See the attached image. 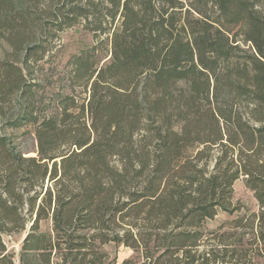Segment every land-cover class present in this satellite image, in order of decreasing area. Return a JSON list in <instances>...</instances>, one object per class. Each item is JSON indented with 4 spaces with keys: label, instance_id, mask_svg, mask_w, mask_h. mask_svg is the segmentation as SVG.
Instances as JSON below:
<instances>
[{
    "label": "trees",
    "instance_id": "obj_1",
    "mask_svg": "<svg viewBox=\"0 0 264 264\" xmlns=\"http://www.w3.org/2000/svg\"><path fill=\"white\" fill-rule=\"evenodd\" d=\"M81 21L108 58L75 54L88 100L40 111L30 67ZM0 39V117L37 139L27 156L0 128V264L19 233L21 264H105L109 242L156 243L169 264L264 257V0H0ZM242 176L259 210L201 250L207 220L246 208Z\"/></svg>",
    "mask_w": 264,
    "mask_h": 264
},
{
    "label": "rangeland",
    "instance_id": "obj_2",
    "mask_svg": "<svg viewBox=\"0 0 264 264\" xmlns=\"http://www.w3.org/2000/svg\"><path fill=\"white\" fill-rule=\"evenodd\" d=\"M48 50L43 60L35 63L30 67V81L34 84L36 90V99L40 111L51 112L55 110L57 101L65 94H73L77 100H88L89 90L86 91L80 83H72L70 77L69 60L84 50L95 49V55L100 60V64L107 60L110 49L109 37L101 35L96 37L93 32L84 27L81 21L71 28L61 32L58 37L47 42ZM10 47L0 39V56ZM23 59V57H22ZM89 88V87H88ZM18 103L13 104L8 111V118L15 117ZM1 131L11 137L13 145L23 151L27 156L37 155V139L34 127L24 125L23 127H12L8 125L7 119L0 117ZM234 205H245V209L238 210L234 213L219 210L214 219L205 222V232L208 234L206 239L199 247L201 250L210 248L212 245L217 246L218 237L224 229H231L230 222L237 216L249 211H258L259 205L254 193L247 187L244 177H240L234 184ZM226 224L225 228H222ZM48 224L43 223L44 228ZM247 232L249 230H246ZM24 235L13 234L5 235L4 239L10 250L15 251V264H21L19 253L21 250ZM251 234L246 235V239ZM102 249L108 253L105 264H122L128 260V264H162L170 263L169 256L165 254V248L152 243L150 248L146 249L144 243L141 248H133L124 244L109 242L102 246ZM149 255L146 257V255ZM59 258L53 259V264H59ZM258 264H264V257L254 259ZM197 264V263H195ZM216 264H232L218 261Z\"/></svg>",
    "mask_w": 264,
    "mask_h": 264
}]
</instances>
